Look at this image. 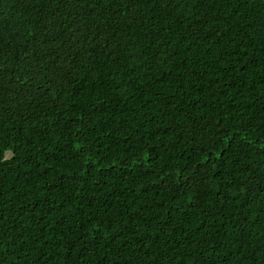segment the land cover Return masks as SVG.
I'll return each mask as SVG.
<instances>
[{
    "label": "trees",
    "instance_id": "trees-1",
    "mask_svg": "<svg viewBox=\"0 0 264 264\" xmlns=\"http://www.w3.org/2000/svg\"><path fill=\"white\" fill-rule=\"evenodd\" d=\"M0 264H264V0H0Z\"/></svg>",
    "mask_w": 264,
    "mask_h": 264
}]
</instances>
